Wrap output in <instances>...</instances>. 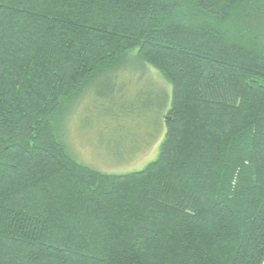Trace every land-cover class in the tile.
I'll return each mask as SVG.
<instances>
[{
	"label": "trees",
	"instance_id": "16d2710c",
	"mask_svg": "<svg viewBox=\"0 0 264 264\" xmlns=\"http://www.w3.org/2000/svg\"><path fill=\"white\" fill-rule=\"evenodd\" d=\"M129 62L171 103L106 174L65 115ZM0 264H264V0H0Z\"/></svg>",
	"mask_w": 264,
	"mask_h": 264
},
{
	"label": "rangeland",
	"instance_id": "374dc122",
	"mask_svg": "<svg viewBox=\"0 0 264 264\" xmlns=\"http://www.w3.org/2000/svg\"><path fill=\"white\" fill-rule=\"evenodd\" d=\"M128 64L131 69L125 78L96 80L71 102V111L65 115L68 151L106 174L139 171L155 159L161 117L171 103L172 88L154 69L149 67L150 76L145 77L139 69L134 72V63ZM121 109L126 116L118 117Z\"/></svg>",
	"mask_w": 264,
	"mask_h": 264
}]
</instances>
